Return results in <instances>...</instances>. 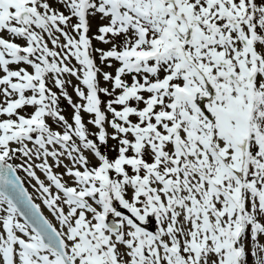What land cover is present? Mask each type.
Returning a JSON list of instances; mask_svg holds the SVG:
<instances>
[{
	"label": "snow or ice",
	"instance_id": "1",
	"mask_svg": "<svg viewBox=\"0 0 264 264\" xmlns=\"http://www.w3.org/2000/svg\"><path fill=\"white\" fill-rule=\"evenodd\" d=\"M0 264H264V0H0Z\"/></svg>",
	"mask_w": 264,
	"mask_h": 264
},
{
	"label": "rangeland",
	"instance_id": "2",
	"mask_svg": "<svg viewBox=\"0 0 264 264\" xmlns=\"http://www.w3.org/2000/svg\"><path fill=\"white\" fill-rule=\"evenodd\" d=\"M97 22L96 21H94L93 22V31H95V24H96ZM71 91V90H70ZM64 107H65V109H66V112H67V114H71V109L70 108H68L67 107V105H66V103H65V105H64ZM111 143H114V142H111L110 141V144ZM21 175L23 176L24 174L23 173H21ZM29 192H33V194L35 195V193H34V191H33V189L29 186ZM38 203H41V201L39 200V199H37L36 200ZM41 208H42V210L44 211V213L49 217V219H52V216H51V213L48 211V209L41 203ZM53 223H55V220H53ZM250 260H251V258H249Z\"/></svg>",
	"mask_w": 264,
	"mask_h": 264
}]
</instances>
